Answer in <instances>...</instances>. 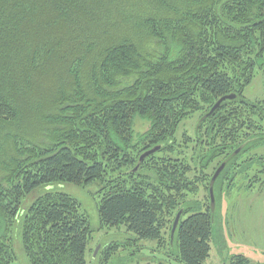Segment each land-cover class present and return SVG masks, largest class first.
<instances>
[{"label": "trees", "instance_id": "trees-1", "mask_svg": "<svg viewBox=\"0 0 264 264\" xmlns=\"http://www.w3.org/2000/svg\"><path fill=\"white\" fill-rule=\"evenodd\" d=\"M257 68L264 0H0V264L16 259L15 228L29 264H86L92 228L60 184L97 185L100 228L206 264L212 216L183 217L241 145L220 176H264V155L239 162L264 144V100L243 96ZM230 94L177 141L181 123Z\"/></svg>", "mask_w": 264, "mask_h": 264}, {"label": "rangeland", "instance_id": "rangeland-1", "mask_svg": "<svg viewBox=\"0 0 264 264\" xmlns=\"http://www.w3.org/2000/svg\"><path fill=\"white\" fill-rule=\"evenodd\" d=\"M243 96L251 102L264 100V68H257L253 80L245 89ZM201 117L200 113H196L192 115L190 120L181 123L175 135V137H178L177 141L184 132L188 136L193 137L194 129L199 124ZM144 127H141V123L135 122L134 128L137 132L142 131ZM262 128L264 131V124ZM186 150L190 154L189 150ZM263 155L264 144L260 143L243 153L239 157V162L241 164L250 157L255 158ZM215 165L216 161L211 162L209 171ZM234 173L232 175L233 179L225 184V193L223 191L220 192V187H223L222 184L216 183L214 185L213 196L215 205L216 198L218 199L217 208L215 206L214 210L216 226L213 228L210 256L206 264H226V262L228 264L229 256L232 253H240L232 251V253L227 254L229 247L227 249L225 246L245 245L255 250H264V184L261 188L256 183H254V187L252 183H249L253 170L239 174L238 170L234 169ZM55 189L65 192L74 198L79 203L80 210L88 217L92 234L87 247L86 264H100V250L109 245H116L117 250L114 249L112 251V256L110 255L105 264H183L176 260V250L169 252L167 247H159L155 240H137L138 237L134 233L127 231L124 226L119 228H100L97 214L100 195L97 193L98 187L96 184L83 186L60 184ZM45 190L36 191L32 197L27 199V204H30ZM206 196L208 199L205 190L201 188L197 197L189 198L188 201L193 207L183 218L185 219L192 214L205 211L202 201L210 204V201H206ZM18 235L19 230L15 228L12 239L16 259L12 264H29L20 251ZM96 250V254L93 255ZM258 257L261 260L260 262L263 263L264 252L258 254Z\"/></svg>", "mask_w": 264, "mask_h": 264}, {"label": "flooded vegetation", "instance_id": "flooded-vegetation-1", "mask_svg": "<svg viewBox=\"0 0 264 264\" xmlns=\"http://www.w3.org/2000/svg\"><path fill=\"white\" fill-rule=\"evenodd\" d=\"M225 160V159H224ZM223 160V161H224ZM222 161V162H223ZM229 163V162H228ZM228 163H226L224 169L227 168L228 166ZM216 167H215V170L213 171V174L214 172L216 171ZM223 169V171H224ZM212 174V176H213ZM233 179V176L231 174L229 175H224V176H220L217 178L216 182L215 183H220L223 185V187H220V192L223 191L224 192V189H225V184L228 183L230 180ZM211 180V178L209 179ZM249 183H252L253 187L255 186L254 183L258 184L259 187L262 188V185L264 184V176H259L257 175V177H255L254 179L252 178H249ZM215 185V184H214ZM209 187V185H208ZM249 187V186H247ZM224 195V194H223ZM222 195V197H223ZM205 201H202V206H204L205 208L207 207L211 216H212V223H213V226H216V220H215V213H214V210H215V206L217 208V205H218V199L216 198V205L214 204V207L212 208L211 205L209 204H206L204 203ZM216 212V211H215ZM227 249L229 247V250L227 252V254H230L232 253V251H237V252H240V253H232L228 259V264H264V262H260L261 260L259 259L258 257V254H260L261 252H264L263 249H258V250H255V249H252L248 246H245V245H234V246H225ZM230 260V261H229ZM227 264V262H226Z\"/></svg>", "mask_w": 264, "mask_h": 264}, {"label": "water", "instance_id": "water-1", "mask_svg": "<svg viewBox=\"0 0 264 264\" xmlns=\"http://www.w3.org/2000/svg\"><path fill=\"white\" fill-rule=\"evenodd\" d=\"M233 99H236V95L234 94H230V95H226V96H223L221 97L220 99H218L214 105L211 107V109L209 110V112L207 114H205L201 120L199 121V123L205 121L207 118H209L218 108L219 106L222 104V102L224 101H230V100H233ZM246 144L244 145H241L238 149H236L231 155L230 157H228L227 159H225L221 164L220 166L216 169V171L214 172L213 176L211 177V180L209 182V187H208V195H209V201H210V205L211 207L213 208L214 207V196H213V188H214V184L217 180V178L219 177V175L221 174V172L223 171L226 163H228L232 158H234L235 156H237L241 151L242 149L244 148ZM160 149V146H157V147H154L150 150H147L145 151L144 153H142L140 155V157L138 158V163L136 164V166L134 167V169H132V172L135 173L138 171L139 169V165L146 159L148 158L149 156L155 154L157 151H159ZM180 213H178L175 217V220L173 222V227H172V230H171V239L173 237V234H174V230L179 222V219H180ZM97 252V250L93 253V255H95Z\"/></svg>", "mask_w": 264, "mask_h": 264}]
</instances>
